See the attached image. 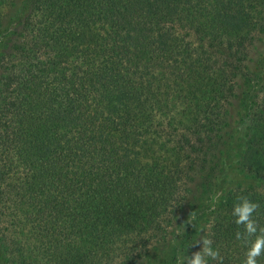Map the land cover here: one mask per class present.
Segmentation results:
<instances>
[{
    "label": "trees",
    "instance_id": "trees-1",
    "mask_svg": "<svg viewBox=\"0 0 264 264\" xmlns=\"http://www.w3.org/2000/svg\"><path fill=\"white\" fill-rule=\"evenodd\" d=\"M240 195L264 226V0H0V264H176L201 229L243 264Z\"/></svg>",
    "mask_w": 264,
    "mask_h": 264
},
{
    "label": "clouds",
    "instance_id": "clouds-1",
    "mask_svg": "<svg viewBox=\"0 0 264 264\" xmlns=\"http://www.w3.org/2000/svg\"><path fill=\"white\" fill-rule=\"evenodd\" d=\"M223 195L221 190L210 197L212 211L220 203ZM259 207V204L250 200L248 196L240 195L232 208L234 223L242 229L235 233L236 240L241 241L246 248L243 264H258L259 258L264 256V226L259 225L254 218ZM201 233L200 238L192 243V246L198 250L192 252L190 256L185 253L178 254L176 264H209L210 260L215 261L216 264H223L224 258L219 248L213 246V239L205 235L203 229ZM172 243L175 244V240Z\"/></svg>",
    "mask_w": 264,
    "mask_h": 264
}]
</instances>
